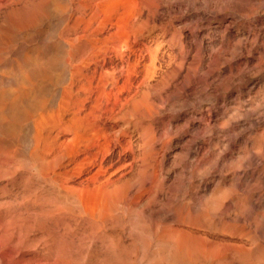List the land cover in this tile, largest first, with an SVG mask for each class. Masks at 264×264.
Returning a JSON list of instances; mask_svg holds the SVG:
<instances>
[{
    "label": "bare ground",
    "instance_id": "1",
    "mask_svg": "<svg viewBox=\"0 0 264 264\" xmlns=\"http://www.w3.org/2000/svg\"><path fill=\"white\" fill-rule=\"evenodd\" d=\"M0 264H264V0H0Z\"/></svg>",
    "mask_w": 264,
    "mask_h": 264
},
{
    "label": "rangeland",
    "instance_id": "2",
    "mask_svg": "<svg viewBox=\"0 0 264 264\" xmlns=\"http://www.w3.org/2000/svg\"><path fill=\"white\" fill-rule=\"evenodd\" d=\"M21 15L23 16L22 18L24 19V17H25V14H24V12L22 11L21 12ZM23 19H20L19 20V22H26L25 20H23ZM51 20H47V21H41V22H50ZM3 22H8V20L6 19V20H3ZM8 28V27H7ZM41 29H44V27H42ZM47 29H49V27H47ZM23 35L21 36L20 35V37H19V39H23ZM11 102V101H10ZM10 102H8V103H10ZM13 102V101H12Z\"/></svg>",
    "mask_w": 264,
    "mask_h": 264
}]
</instances>
